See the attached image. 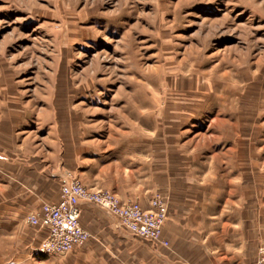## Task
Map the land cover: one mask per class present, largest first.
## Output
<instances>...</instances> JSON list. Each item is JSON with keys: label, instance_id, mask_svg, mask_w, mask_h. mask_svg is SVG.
I'll return each mask as SVG.
<instances>
[{"label": "rangeland", "instance_id": "obj_1", "mask_svg": "<svg viewBox=\"0 0 264 264\" xmlns=\"http://www.w3.org/2000/svg\"><path fill=\"white\" fill-rule=\"evenodd\" d=\"M0 144V264H72L27 222L67 173L144 210L159 196L163 228L191 197L230 224L233 264H264V0H0Z\"/></svg>", "mask_w": 264, "mask_h": 264}, {"label": "crops", "instance_id": "obj_2", "mask_svg": "<svg viewBox=\"0 0 264 264\" xmlns=\"http://www.w3.org/2000/svg\"><path fill=\"white\" fill-rule=\"evenodd\" d=\"M13 136L12 132L7 138L13 139ZM22 145L23 148L27 146L25 139ZM9 146L0 144V169L3 171L0 176V194L5 188L14 185L15 165ZM5 193L8 194V191ZM133 196L134 192H130L128 200ZM182 201L184 205L177 212H172L164 225V239L172 245L164 253L129 235L116 234L115 230L112 233V228L104 221L99 208L81 204L80 221L90 234V239L84 246L71 252L72 264H182L181 262H186L184 259H190V264H233L230 260L233 258L223 254L220 247L225 227L230 224L218 221L216 214H205L200 204L195 206L191 197H184ZM140 203L143 209L148 208L147 201L141 199Z\"/></svg>", "mask_w": 264, "mask_h": 264}, {"label": "built area", "instance_id": "obj_3", "mask_svg": "<svg viewBox=\"0 0 264 264\" xmlns=\"http://www.w3.org/2000/svg\"><path fill=\"white\" fill-rule=\"evenodd\" d=\"M81 204L102 209L117 219L121 228L137 238L169 247L163 235L167 208L159 196L151 199L149 209L144 210L138 202H123L110 192L88 189L79 179L67 173L59 187L57 201L43 203L36 213L27 217L30 225L46 233L36 248L37 253L64 256L87 243L90 234L81 225Z\"/></svg>", "mask_w": 264, "mask_h": 264}]
</instances>
